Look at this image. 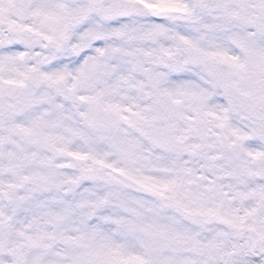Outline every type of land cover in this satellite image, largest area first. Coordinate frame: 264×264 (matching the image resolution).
Returning a JSON list of instances; mask_svg holds the SVG:
<instances>
[{"label":"snow or ice","instance_id":"snow-or-ice-1","mask_svg":"<svg viewBox=\"0 0 264 264\" xmlns=\"http://www.w3.org/2000/svg\"><path fill=\"white\" fill-rule=\"evenodd\" d=\"M0 264H264V0H0Z\"/></svg>","mask_w":264,"mask_h":264}]
</instances>
